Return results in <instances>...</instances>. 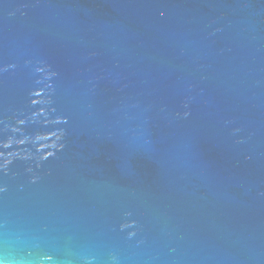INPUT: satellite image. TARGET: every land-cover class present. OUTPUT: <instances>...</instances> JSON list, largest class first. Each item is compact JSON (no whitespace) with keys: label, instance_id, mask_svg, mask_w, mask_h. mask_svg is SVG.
Segmentation results:
<instances>
[{"label":"water","instance_id":"1","mask_svg":"<svg viewBox=\"0 0 264 264\" xmlns=\"http://www.w3.org/2000/svg\"><path fill=\"white\" fill-rule=\"evenodd\" d=\"M0 260L264 264V0H0Z\"/></svg>","mask_w":264,"mask_h":264},{"label":"clouds","instance_id":"2","mask_svg":"<svg viewBox=\"0 0 264 264\" xmlns=\"http://www.w3.org/2000/svg\"><path fill=\"white\" fill-rule=\"evenodd\" d=\"M0 264H7V262L4 260H0Z\"/></svg>","mask_w":264,"mask_h":264}]
</instances>
